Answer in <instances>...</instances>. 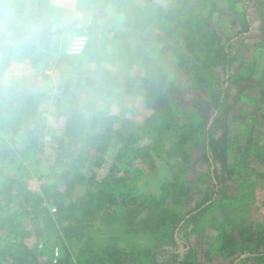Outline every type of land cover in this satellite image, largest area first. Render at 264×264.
<instances>
[{
	"label": "trees",
	"instance_id": "1",
	"mask_svg": "<svg viewBox=\"0 0 264 264\" xmlns=\"http://www.w3.org/2000/svg\"><path fill=\"white\" fill-rule=\"evenodd\" d=\"M6 1L7 9L0 12V65L18 59L46 60L54 24L44 0ZM241 1L244 24L234 36L219 33L202 14L180 19L178 38H183L193 53L205 51L203 56L195 54L191 70L211 109L209 112L205 101L196 98L195 112L179 128L173 146L175 153L190 161L188 143L198 138L195 145L202 148L208 162L211 185L194 200L184 183L172 184L160 196L150 195L149 199L141 200L136 194L138 180L147 168L138 149L145 133H163L182 125L174 126L168 117L175 87L169 73L154 59L151 42L146 41L141 51L147 75L130 78L116 74L102 79L73 72L57 87V96L73 98L82 88L107 94L140 92L153 110L146 124L118 127L105 114L85 112L75 104L65 114L64 135L57 149L50 153L42 140L40 102L52 92L12 89L0 83V264H264V223H249V210L235 202L236 206L228 208L223 196L231 183H247L248 167L230 159L231 116L236 104L248 103L253 123L264 120V74L257 77L255 65L264 56V0ZM163 14L166 22L173 17L170 12ZM255 25L262 38L252 45L248 39ZM175 55L183 60L182 54L175 51ZM247 88L256 89L259 96H248ZM109 155L112 159L107 166ZM36 175L42 180L40 192L29 188V180ZM143 205L149 210L143 218L149 244L129 246L113 238L102 244L91 240L72 257L65 238L81 239V232L95 217L108 224H133L138 227L133 231H142L139 207L144 212ZM28 220H38L40 225L27 231L24 225ZM49 231L58 236L62 246L63 256L55 260L53 256L42 258L47 242L39 247L25 241L34 233L48 239ZM197 232L209 246L205 255L193 243ZM214 246L217 259L212 256Z\"/></svg>",
	"mask_w": 264,
	"mask_h": 264
},
{
	"label": "rangeland",
	"instance_id": "2",
	"mask_svg": "<svg viewBox=\"0 0 264 264\" xmlns=\"http://www.w3.org/2000/svg\"><path fill=\"white\" fill-rule=\"evenodd\" d=\"M3 1H0V12L5 11L8 7L7 1ZM24 1L32 2V0ZM167 1L156 0L157 4L160 2L159 6L166 4ZM126 2L119 0L116 3L125 8ZM156 2L152 4L153 7L146 5L142 10L137 7L133 8L134 6L130 4L131 6L128 5L127 8L131 9L132 7L131 14L127 12L114 14L116 17L113 19V23H107L108 18L97 20L101 22L99 26H96V23L87 25L72 23L64 26L61 23L65 17H62L60 12L49 11L48 5L44 2L48 16L55 24L54 37L47 49L50 56L46 60L44 59L45 61L41 59V61L32 62L31 60L18 59L1 64L0 83L4 86L8 85L12 89L23 87L22 89L32 92H52V96L43 97L40 102V112L44 124L42 140L46 151L50 153L57 149L58 141L64 135L65 114L68 110L75 108V104L85 112L105 114L106 118L118 127H141L146 124L153 110L140 92L125 94L122 91H114L107 94L105 91L82 88L76 91V96L73 98L65 94L57 96V87L62 81L71 77L73 72L102 79L116 74L130 78L147 75V69L141 63V51L143 46L147 45L146 41L151 42L150 49L154 59L169 73L175 87V90L170 94L168 117H171L170 119L175 122L174 126H178V123L182 125L163 133H145L138 149L146 159L147 168L138 180L136 194L141 196V200L149 199L150 195L160 196L161 191L172 184L184 183L189 188L190 196L194 200L202 196V190L211 185L208 162L204 160L202 148L195 145L197 142L199 144L198 138H194L188 143L192 148L190 161H185L183 155L175 153L173 146L179 128H183V123L188 122L195 112L197 105L194 104V100L196 98L205 99L201 91L202 88L191 70L192 64L196 62L195 54L203 56L205 51L197 50L193 53L186 48V41H183L181 37V39L178 38L179 27L182 25L180 19L184 16L187 18L191 15L202 14L209 18L219 33L226 37L234 36L244 24V3L241 0H182L175 6L176 18L171 20L168 28H162L161 12H159L161 8L157 9ZM96 8L100 9L102 5L99 3ZM84 15L89 17L88 14L83 13ZM96 16L101 19L100 14H96ZM117 17L121 18V21ZM72 18L79 20L77 15H72ZM110 24L117 27L112 28ZM257 26H254L253 34L248 39L252 45L259 44L262 38ZM79 36L87 37L86 44L81 53H71L74 39ZM259 50L260 48L257 46V52ZM175 51L177 54H182L183 60L175 55ZM251 62L254 63V60ZM251 65V68H255L257 65L259 69L257 77L258 74H264V56L255 65ZM235 86L237 87V84ZM245 91L250 97L259 96L256 89L247 88ZM204 101L207 110L211 112L208 101ZM248 106V103L243 102L236 104L231 116L234 130L230 137V159L232 162L233 160L235 162L242 161L248 167L247 183H231L223 196L226 197L225 202H229V205H226L228 208L238 204L242 210H249L248 216L252 217L248 220L249 223L253 220L264 223V120L261 121V124L253 123V111ZM257 112L261 113V110ZM184 129L190 130V128ZM194 137H201V135ZM244 158L247 160L244 161ZM111 159L112 155H109L107 166ZM41 185L42 180L38 175L29 180V188L34 192H40ZM234 202L236 204H233ZM143 206L144 212H142L141 206L139 207L142 231H138V233L133 231L138 228L133 224L120 222L108 224L103 218L95 217L92 220V225L86 227V231L81 232V239L70 237L72 240H68L65 238L72 257L76 258L80 246L91 240V242L97 241L102 244L113 238L123 241L129 246L149 244L148 227L143 222V218H146L149 210L145 208V205ZM27 222L24 225L27 231L33 232L40 225L38 220H28ZM128 230H131L130 233ZM47 234H50L48 239L37 237L38 235L34 233L26 237L25 241L31 246L39 247L47 242L48 246L43 250L42 258L44 260H49L52 256L54 260L62 257V246L57 239L58 236L56 234L54 236L50 231ZM201 235V232H197L193 236V243L199 245L198 248L205 255L209 252V246L206 241L201 240ZM213 252H211L213 258L217 259L216 247Z\"/></svg>",
	"mask_w": 264,
	"mask_h": 264
},
{
	"label": "crops",
	"instance_id": "3",
	"mask_svg": "<svg viewBox=\"0 0 264 264\" xmlns=\"http://www.w3.org/2000/svg\"><path fill=\"white\" fill-rule=\"evenodd\" d=\"M3 1V0H0ZM119 0H44L46 5L49 7V11L51 12H60L62 17H65V19H62V23L64 26H67L65 24L71 25L72 23H83L85 25L89 23H96V26L101 24V20H104V18H108L107 23H113V19L116 17L114 14H120V13H129L131 14L132 12V7L131 9L127 6H131L132 4L135 8H142L146 5L148 7H153L152 4L156 2V0H125L127 1L125 3V8H122V5H118ZM182 0H168L166 4H160V2H156L157 9L159 7L161 8V27L166 28L170 26V21L174 18H176V12H175V6L176 4H180ZM4 2V1H3ZM102 5V8L97 9V5ZM150 11V8H148ZM155 12H158V10ZM164 12H170L172 14V19L168 22L162 17V14ZM84 14H88L89 17H86V15L83 16ZM96 14H100L101 19H99ZM72 15H77L79 20H76L75 18H72ZM164 15V14H163ZM165 16V15H164ZM119 18V17H117ZM130 18L132 19V16L130 15ZM54 19V18H53ZM100 20V21H97ZM168 20V19H167ZM119 21H121V18H119ZM55 22V21H54ZM59 22H57V25ZM55 25V24H54ZM112 24H110L111 26ZM55 27V26H54ZM113 27H117L112 25ZM86 37V36H83Z\"/></svg>",
	"mask_w": 264,
	"mask_h": 264
},
{
	"label": "built area",
	"instance_id": "4",
	"mask_svg": "<svg viewBox=\"0 0 264 264\" xmlns=\"http://www.w3.org/2000/svg\"><path fill=\"white\" fill-rule=\"evenodd\" d=\"M74 40L75 42L73 43L74 45L71 47L72 48L71 53H81L86 44L87 37L79 36ZM75 44H81V45L77 46Z\"/></svg>",
	"mask_w": 264,
	"mask_h": 264
},
{
	"label": "bare ground",
	"instance_id": "5",
	"mask_svg": "<svg viewBox=\"0 0 264 264\" xmlns=\"http://www.w3.org/2000/svg\"><path fill=\"white\" fill-rule=\"evenodd\" d=\"M75 45L79 46V45H81V44H75Z\"/></svg>",
	"mask_w": 264,
	"mask_h": 264
}]
</instances>
